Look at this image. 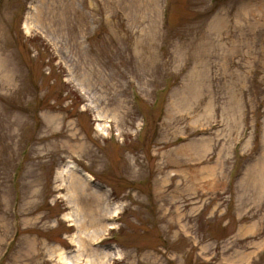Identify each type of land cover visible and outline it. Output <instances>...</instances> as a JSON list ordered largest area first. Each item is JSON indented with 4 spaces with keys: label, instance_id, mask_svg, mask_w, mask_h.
I'll return each mask as SVG.
<instances>
[{
    "label": "rangeland",
    "instance_id": "1",
    "mask_svg": "<svg viewBox=\"0 0 264 264\" xmlns=\"http://www.w3.org/2000/svg\"><path fill=\"white\" fill-rule=\"evenodd\" d=\"M0 264H264V0H0Z\"/></svg>",
    "mask_w": 264,
    "mask_h": 264
},
{
    "label": "bare ground",
    "instance_id": "2",
    "mask_svg": "<svg viewBox=\"0 0 264 264\" xmlns=\"http://www.w3.org/2000/svg\"><path fill=\"white\" fill-rule=\"evenodd\" d=\"M69 167H72V166H69ZM65 170H66V169H64L63 171H61V173H64ZM81 174H83V175H85V176L87 175V174H84V172H81ZM86 177H87V176H86ZM78 183H79V182H78Z\"/></svg>",
    "mask_w": 264,
    "mask_h": 264
}]
</instances>
